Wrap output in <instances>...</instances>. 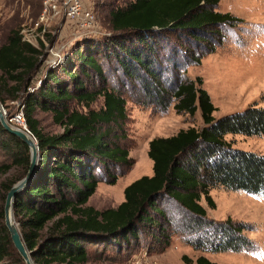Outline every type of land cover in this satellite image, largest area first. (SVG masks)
Instances as JSON below:
<instances>
[{
	"label": "trees",
	"instance_id": "16d2710c",
	"mask_svg": "<svg viewBox=\"0 0 264 264\" xmlns=\"http://www.w3.org/2000/svg\"><path fill=\"white\" fill-rule=\"evenodd\" d=\"M219 0H129L108 10L109 35L87 38L72 46L67 59L48 65L31 84L42 45L10 29L0 44V100L20 98L27 128L38 141L40 159L29 184L13 200L14 218L36 264H80L92 245L117 250L138 242L141 233L161 240L163 247L180 234L202 250H252L255 244L243 221L207 215L203 198L215 207L213 186L264 192V153L234 148L228 132L264 133V107L215 118V105L200 75L184 74L204 53L222 42L225 27L243 18L217 8ZM104 59L109 69L105 68ZM112 62V63H111ZM108 67V66H107ZM120 78L137 102L193 115L203 125L180 128L148 141L153 172L128 183L124 199L103 209L86 204L101 180L114 183L132 164L116 132L127 119L121 89L107 85L108 73ZM107 71V74H106ZM100 85H92L94 81ZM98 96L102 104L90 106ZM81 103L85 109L73 105ZM52 112L61 130L45 133L37 110ZM0 146L6 155L0 172L18 168L0 181V264H25L4 223V201L11 185L28 169L26 142L0 123ZM196 264H219L204 254Z\"/></svg>",
	"mask_w": 264,
	"mask_h": 264
},
{
	"label": "rangeland",
	"instance_id": "374dc122",
	"mask_svg": "<svg viewBox=\"0 0 264 264\" xmlns=\"http://www.w3.org/2000/svg\"><path fill=\"white\" fill-rule=\"evenodd\" d=\"M43 0H0V44L12 28H24V37L38 45L41 40V53L38 68L31 84L37 86L39 78L48 65H56L67 59L72 46L87 38H102L109 35L108 10L115 4H125L129 0H86L95 11L96 27L92 31L79 28L75 22L64 17L49 18L35 26L42 10ZM217 8L230 11L243 18L235 26L225 27L222 42L213 52L204 53L199 64L186 66L185 75L194 78L200 75L203 87L210 94L215 105L213 115L219 118L224 114L245 110L249 105L264 107V0H219ZM105 68L109 69L104 59ZM112 63V62H111ZM108 66V67H107ZM107 74V71H106ZM121 80L110 70L107 85L119 87L126 98L127 119L117 129L120 143L127 147L132 159L131 166L120 175L114 183L105 180L98 182L95 191L86 204L103 209L116 206L123 200V189L137 177L153 172L152 160L147 154L148 141L157 135L166 136L188 126L201 127L203 121L200 110L193 115L177 112L171 103L166 110L155 109L151 104L137 102L129 90L121 88ZM94 81L92 85H100ZM80 109L81 103L71 101ZM9 122L27 128L24 116L22 125L13 116L18 113L20 98L0 100ZM102 96L91 102L90 106L98 108ZM38 127L45 133L61 130V126L52 118V112L37 110ZM33 138L36 137L30 132ZM224 139L232 147L264 153V133L244 134L228 132ZM6 158L0 146V162ZM18 168L13 166L6 172H0V181L12 179ZM210 194L215 207H209L202 198L207 215L214 219L228 216L243 221L248 225L244 233L252 239V250H202L187 243L180 234H174L170 243L163 247L161 240H150L148 235L140 234L138 242L117 250L111 246L92 245L89 247L88 259L80 264H138L143 260L152 264H196L182 259L186 254L193 260L204 254L219 264H264V192L252 193L243 189L213 186Z\"/></svg>",
	"mask_w": 264,
	"mask_h": 264
},
{
	"label": "water",
	"instance_id": "95a60500",
	"mask_svg": "<svg viewBox=\"0 0 264 264\" xmlns=\"http://www.w3.org/2000/svg\"><path fill=\"white\" fill-rule=\"evenodd\" d=\"M0 123L6 130L17 135L29 146L30 161H29L28 169L25 175L20 179H18L17 181H15L7 191L3 210H4V223L9 231L10 237L12 239V242L16 250L24 260L25 264H36V262L32 257V252L26 246L22 238L19 225L17 224L14 218L13 200L16 194L19 191H21L24 187H26L33 177L37 162L40 159V155L38 152V141L37 139L33 138L30 132L27 131L25 128L11 124L4 110L2 109L1 104H0Z\"/></svg>",
	"mask_w": 264,
	"mask_h": 264
},
{
	"label": "built area",
	"instance_id": "2783aa9c",
	"mask_svg": "<svg viewBox=\"0 0 264 264\" xmlns=\"http://www.w3.org/2000/svg\"><path fill=\"white\" fill-rule=\"evenodd\" d=\"M59 17L72 20L79 28L89 31H92L96 27L97 17L95 11L93 10L92 6L88 5L86 0H43L42 10L40 12L39 18L35 22V26L43 21L48 20L49 18ZM24 31V28H22L20 32L22 34V38L33 43L29 38L24 37ZM18 111L19 112L16 113L13 118H15L16 123L19 122L22 125V116H24L22 104L20 105ZM137 263L152 264L143 260H140Z\"/></svg>",
	"mask_w": 264,
	"mask_h": 264
},
{
	"label": "crops",
	"instance_id": "0c3cea01",
	"mask_svg": "<svg viewBox=\"0 0 264 264\" xmlns=\"http://www.w3.org/2000/svg\"><path fill=\"white\" fill-rule=\"evenodd\" d=\"M123 199H124V197H123Z\"/></svg>",
	"mask_w": 264,
	"mask_h": 264
}]
</instances>
